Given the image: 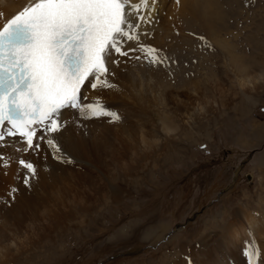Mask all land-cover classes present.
I'll return each mask as SVG.
<instances>
[{
  "label": "rangeland",
  "instance_id": "1",
  "mask_svg": "<svg viewBox=\"0 0 264 264\" xmlns=\"http://www.w3.org/2000/svg\"><path fill=\"white\" fill-rule=\"evenodd\" d=\"M164 4L162 23L143 34V45L161 58L172 145L157 148V159L110 207L107 195L87 187L100 201L87 220L61 234L52 228L50 249L36 245L20 264H163L181 245L224 230L235 212L264 213V81L247 91L236 83L264 77V0ZM150 117L144 106L146 124Z\"/></svg>",
  "mask_w": 264,
  "mask_h": 264
},
{
  "label": "bare ground",
  "instance_id": "2",
  "mask_svg": "<svg viewBox=\"0 0 264 264\" xmlns=\"http://www.w3.org/2000/svg\"><path fill=\"white\" fill-rule=\"evenodd\" d=\"M35 2L0 0V27L6 18ZM130 3L137 4L139 0ZM164 3L165 0H148V7L138 13L150 17L151 22L140 23L139 42L125 43L124 50L135 51H129L126 57L108 58L107 79L114 87L92 90L86 82L82 88V104L99 101L119 115L118 121L107 117L83 119L75 110H64L63 118L75 123H69L60 132L46 134L55 137L59 152L46 140L40 141L41 146L35 152L17 151L26 147L17 137H7L2 142L0 155L11 159L8 167L0 160V264H20L29 259L30 253H36V245L49 250L52 228L56 227L61 234L70 225L80 227L87 220L85 215L100 202L87 187L107 195L108 199L103 200L106 207L121 201L133 183L129 178L140 175L149 161L152 164L157 159V148L165 151L172 145L173 127L170 122L167 124L168 117H163L166 114H162L169 113L172 100L164 86L168 85L158 79L161 67L150 63V58L139 51V45L144 44L143 34L162 23L158 11ZM113 59L121 63L114 65ZM237 79V86L243 91L250 89V83L264 81L259 75H251L250 80ZM144 106L151 112L150 125L142 118ZM158 122L164 125L165 135L160 133ZM161 144L165 147L161 148ZM16 157L24 158L36 168L30 187L22 183L27 170L20 169ZM12 187L19 189L14 200L8 196ZM249 248L259 252L255 264H264V213L238 211L224 230L203 236L192 247L181 245L176 256L163 264H249L246 255ZM133 264L148 263L141 260Z\"/></svg>",
  "mask_w": 264,
  "mask_h": 264
},
{
  "label": "snow or ice",
  "instance_id": "3",
  "mask_svg": "<svg viewBox=\"0 0 264 264\" xmlns=\"http://www.w3.org/2000/svg\"><path fill=\"white\" fill-rule=\"evenodd\" d=\"M147 7L148 0H36L6 21L0 29V147L7 136L26 145L17 148L20 152L38 151L42 140L59 152L55 137L46 134L75 123L63 118L64 110H75L83 119L118 121L119 115L99 101L82 104V88L86 82L92 90L114 87L107 79L108 58L136 50L126 51L124 45L139 42L140 23L151 18L138 13ZM139 51L150 63L161 62L155 48L139 45ZM8 159L0 155L4 167ZM15 159L27 170L22 183L30 187L35 166L22 157ZM18 191L12 187L8 196L14 200ZM246 255L249 264H255L259 252L249 248Z\"/></svg>",
  "mask_w": 264,
  "mask_h": 264
},
{
  "label": "water",
  "instance_id": "4",
  "mask_svg": "<svg viewBox=\"0 0 264 264\" xmlns=\"http://www.w3.org/2000/svg\"><path fill=\"white\" fill-rule=\"evenodd\" d=\"M250 179H251L250 174H247V175H246V180H247V181H250Z\"/></svg>",
  "mask_w": 264,
  "mask_h": 264
}]
</instances>
